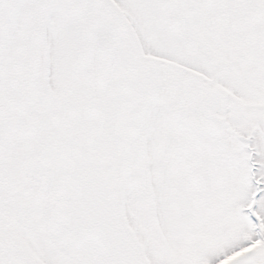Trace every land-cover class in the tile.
<instances>
[{
	"label": "snow or ice",
	"instance_id": "obj_1",
	"mask_svg": "<svg viewBox=\"0 0 264 264\" xmlns=\"http://www.w3.org/2000/svg\"><path fill=\"white\" fill-rule=\"evenodd\" d=\"M0 264H264V0H0Z\"/></svg>",
	"mask_w": 264,
	"mask_h": 264
}]
</instances>
